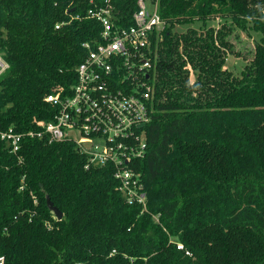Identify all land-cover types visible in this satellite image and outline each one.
<instances>
[{"label": "trees", "instance_id": "1", "mask_svg": "<svg viewBox=\"0 0 264 264\" xmlns=\"http://www.w3.org/2000/svg\"><path fill=\"white\" fill-rule=\"evenodd\" d=\"M136 2L122 1L127 25ZM158 2L167 25L153 44L154 113L145 155L130 164L144 208L118 188L111 164L88 165L73 141L27 134L53 119L47 94L71 92L83 43L100 40L101 23L85 16L91 0H0L10 64L0 128L24 133L17 153L0 139L5 264H264V0ZM215 17L263 34L240 75L226 66L231 27L209 25Z\"/></svg>", "mask_w": 264, "mask_h": 264}, {"label": "built area", "instance_id": "2", "mask_svg": "<svg viewBox=\"0 0 264 264\" xmlns=\"http://www.w3.org/2000/svg\"><path fill=\"white\" fill-rule=\"evenodd\" d=\"M122 1L91 0L93 6L85 16L101 23L100 40L83 43L88 54L77 66L71 92L57 88L47 94L46 101L54 108L53 119L38 120L39 128L27 134L46 137L49 142L73 141L87 155L88 165L111 164L118 188L128 201L145 208L146 194L139 191L143 187L140 172L130 164L147 150L146 127L154 113L151 71L157 51L153 44L163 39L167 23L159 13L158 0H137L132 23L127 25ZM9 67L0 52V76ZM23 137L24 133L11 126L0 128V139L8 143L10 152L19 151ZM177 248L185 246L178 241ZM0 264H5L3 255Z\"/></svg>", "mask_w": 264, "mask_h": 264}, {"label": "rangeland", "instance_id": "3", "mask_svg": "<svg viewBox=\"0 0 264 264\" xmlns=\"http://www.w3.org/2000/svg\"><path fill=\"white\" fill-rule=\"evenodd\" d=\"M209 25L215 28L221 27L223 24L230 26L231 30L228 33V37L233 43L234 52L229 51L226 56V66L232 70L236 75H240L245 69L246 64L249 63L252 55V50L256 41H260L263 34L260 31H255L253 28L247 26L246 29H242L239 26L231 25V19L223 17H215L208 21ZM200 26V23L195 25ZM187 28V25H177L175 30L182 32ZM206 29V27L204 28ZM229 32V31H228ZM77 135V133H74Z\"/></svg>", "mask_w": 264, "mask_h": 264}, {"label": "water", "instance_id": "4", "mask_svg": "<svg viewBox=\"0 0 264 264\" xmlns=\"http://www.w3.org/2000/svg\"><path fill=\"white\" fill-rule=\"evenodd\" d=\"M47 205L51 211L54 212L55 216L58 219H61L63 217V212L52 202L50 197H47Z\"/></svg>", "mask_w": 264, "mask_h": 264}]
</instances>
